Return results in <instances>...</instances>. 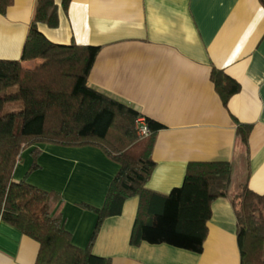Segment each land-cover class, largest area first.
Here are the masks:
<instances>
[{
  "label": "crops",
  "instance_id": "crops-1",
  "mask_svg": "<svg viewBox=\"0 0 264 264\" xmlns=\"http://www.w3.org/2000/svg\"><path fill=\"white\" fill-rule=\"evenodd\" d=\"M37 0H12L0 13V59L23 60L22 49ZM57 5L58 25L38 23L52 44L99 47L87 83L162 125L152 148L146 188L168 194L183 183L193 161H226L236 185L264 195V7L260 0H71ZM213 68L235 79L239 91L223 104L210 79ZM240 125L251 127L243 145ZM58 192L57 205L71 242L89 245L97 215L119 165L93 146L38 143L23 149L13 180ZM228 195L214 200L200 252L166 242L130 244L139 199L125 200L91 245L111 264H240L236 218ZM38 243L0 217V264H34Z\"/></svg>",
  "mask_w": 264,
  "mask_h": 264
},
{
  "label": "trees",
  "instance_id": "trees-1",
  "mask_svg": "<svg viewBox=\"0 0 264 264\" xmlns=\"http://www.w3.org/2000/svg\"><path fill=\"white\" fill-rule=\"evenodd\" d=\"M71 0H61L66 9ZM264 7V0H260ZM12 0H0L4 14ZM38 23L58 25L54 0H37L22 49L23 60H38L31 67L19 60L0 59V217L23 235L38 243L34 264H111V259L93 254L91 245L104 222L121 213L125 200L138 197L139 204L130 234V244L166 242L178 248L200 252L207 235V221L214 200L228 195L232 170L226 161L188 163L180 187L168 194L146 188L155 162L152 148L157 121L145 117L151 133L139 137L135 121L142 115L87 83L99 47L52 44L39 32ZM210 79L227 104L239 83L223 70L213 68ZM14 91L8 92L9 89ZM21 101L22 108L4 112V105ZM143 116V115H142ZM251 127L240 125L243 145ZM69 147L93 146L119 165L111 179L101 207H81L97 215L89 245L79 248L63 226L57 208L61 195L27 182L37 169L39 148L24 178L13 180V171L23 149L38 144ZM236 218L240 264H264V195L247 184L231 197Z\"/></svg>",
  "mask_w": 264,
  "mask_h": 264
},
{
  "label": "rangeland",
  "instance_id": "rangeland-1",
  "mask_svg": "<svg viewBox=\"0 0 264 264\" xmlns=\"http://www.w3.org/2000/svg\"><path fill=\"white\" fill-rule=\"evenodd\" d=\"M14 90H15V88H11V89H9L8 92H12ZM21 108H22V102L21 101H11V102L5 103L4 112H9V111H13V110H19ZM239 174H241V169H238L232 175V183H231L232 188L230 189V193L232 195H236L238 193V191H239V187L236 185L237 184L236 183L237 177H238Z\"/></svg>",
  "mask_w": 264,
  "mask_h": 264
},
{
  "label": "built area",
  "instance_id": "built-area-1",
  "mask_svg": "<svg viewBox=\"0 0 264 264\" xmlns=\"http://www.w3.org/2000/svg\"><path fill=\"white\" fill-rule=\"evenodd\" d=\"M135 130L139 137H146L151 133L144 116L140 115L137 117L135 121Z\"/></svg>",
  "mask_w": 264,
  "mask_h": 264
}]
</instances>
